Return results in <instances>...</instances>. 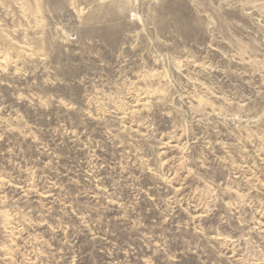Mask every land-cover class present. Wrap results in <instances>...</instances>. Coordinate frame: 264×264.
I'll return each mask as SVG.
<instances>
[{"label":"rangeland","instance_id":"rangeland-1","mask_svg":"<svg viewBox=\"0 0 264 264\" xmlns=\"http://www.w3.org/2000/svg\"><path fill=\"white\" fill-rule=\"evenodd\" d=\"M0 264H264V0H0Z\"/></svg>","mask_w":264,"mask_h":264}]
</instances>
